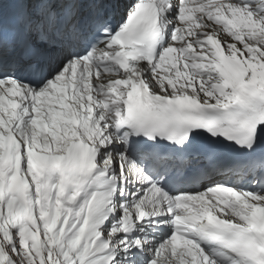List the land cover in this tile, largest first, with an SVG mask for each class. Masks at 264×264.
<instances>
[{
	"label": "snow or ice",
	"instance_id": "6c2138e0",
	"mask_svg": "<svg viewBox=\"0 0 264 264\" xmlns=\"http://www.w3.org/2000/svg\"><path fill=\"white\" fill-rule=\"evenodd\" d=\"M0 264H264V0H0Z\"/></svg>",
	"mask_w": 264,
	"mask_h": 264
}]
</instances>
